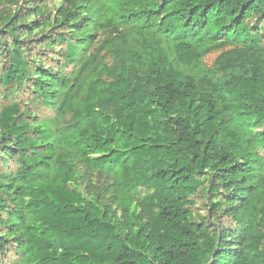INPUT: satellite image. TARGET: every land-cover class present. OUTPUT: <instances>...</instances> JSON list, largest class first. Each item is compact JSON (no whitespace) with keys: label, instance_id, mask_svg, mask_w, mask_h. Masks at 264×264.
Returning a JSON list of instances; mask_svg holds the SVG:
<instances>
[{"label":"trees","instance_id":"16d2710c","mask_svg":"<svg viewBox=\"0 0 264 264\" xmlns=\"http://www.w3.org/2000/svg\"><path fill=\"white\" fill-rule=\"evenodd\" d=\"M85 5L0 0V264H264V0Z\"/></svg>","mask_w":264,"mask_h":264},{"label":"rangeland","instance_id":"374dc122","mask_svg":"<svg viewBox=\"0 0 264 264\" xmlns=\"http://www.w3.org/2000/svg\"><path fill=\"white\" fill-rule=\"evenodd\" d=\"M88 0H82L83 6L87 7L86 2ZM136 28V27H135ZM133 29L129 26L123 27L124 31ZM114 32L112 30H100L93 32V39L88 46L87 50L84 53V60H92L89 65V69L85 71L84 77L89 83L94 75L95 71L105 70L112 67L115 63L114 60V51L111 47L104 46V41L113 36ZM237 44L227 43L224 47H218L211 53L205 56L202 60V66L206 70L212 71L214 69L215 62L217 58L224 52L229 51L235 47ZM81 67V65L78 67ZM73 122V117L71 114L67 115L61 120V127H68ZM264 129V125H259L255 127L254 131L259 132ZM81 169V184L77 187L76 185H71L70 187L74 189L76 187L77 191L83 193L89 201H96L101 206L104 205L106 208H109L113 217H122V210L119 208L118 204L115 202L114 193L111 189L112 186L118 183L120 179L115 174H100L98 171H90L84 166H80Z\"/></svg>","mask_w":264,"mask_h":264}]
</instances>
